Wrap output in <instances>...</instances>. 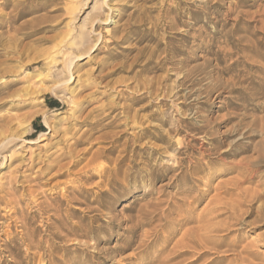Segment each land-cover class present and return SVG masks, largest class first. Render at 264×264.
<instances>
[{"label": "rangeland", "instance_id": "1", "mask_svg": "<svg viewBox=\"0 0 264 264\" xmlns=\"http://www.w3.org/2000/svg\"><path fill=\"white\" fill-rule=\"evenodd\" d=\"M97 1L105 2L92 12ZM86 16L95 24L86 27L85 50L96 46L74 61L61 99L52 91L57 81L36 74L48 75L53 57L60 56L59 69L72 58L73 51L57 53ZM2 81L8 86L0 85V99L10 102H0V144L14 138L20 149L3 166L0 159V264H151L196 224L161 230L165 220L142 228L136 222L156 199L174 210L200 145L214 144L206 132L227 131L239 132L228 141L239 140L236 154L203 158L210 165L197 175L202 196L190 208L199 216L217 195L223 208L214 224L232 231L210 234L222 242L215 255L181 264H264V0H0ZM6 116L14 119L9 133L1 128ZM176 124L183 132L171 134L175 148L166 150L154 137ZM24 128L34 145L21 141ZM180 140L192 148L177 150ZM227 181L239 182L231 195L214 189ZM52 198L65 201L63 228L48 207Z\"/></svg>", "mask_w": 264, "mask_h": 264}, {"label": "bare ground", "instance_id": "2", "mask_svg": "<svg viewBox=\"0 0 264 264\" xmlns=\"http://www.w3.org/2000/svg\"><path fill=\"white\" fill-rule=\"evenodd\" d=\"M105 2V1H104ZM104 2H100L97 1V2H94L93 4V7L91 8V11L92 12H99L100 9H101V6L102 4H104ZM18 4L14 5L15 7L17 6ZM191 6V5H190ZM75 12V11H74ZM184 15V14H183ZM14 17V16H13ZM98 17V16H97ZM89 17H85L81 20V22L79 23L78 26L75 27V31L73 30V32H75L72 40H71V43L69 44V46H65V49L63 50H59L58 51V55H65L64 51L65 50H70L72 52V58H70V60H68L66 63H65V66H62L61 69H59V64L57 65V62L58 61V56L57 58L53 57L50 59V64L51 65H54L51 69H50V73H48V75H43L42 73H38L36 74L37 77H50L52 79H55L57 81V84L53 87L52 91L53 93H55L58 98H61L63 99L64 95H61L60 94H57L59 92H61V87L62 85L66 84V83H71V79H72V69L74 68V61L75 60H78L80 55L81 54H85V53H88L91 49L95 48L96 44L92 45L90 48L86 49L85 50V46L89 45V42H90V34H91V31H89V29H87V25L89 24V27L90 29H92L93 25L95 24L94 22H92V20H89L88 19ZM101 18V17H100ZM99 18V19H100ZM89 21V22H88ZM101 21V20H100ZM99 22V21H98ZM218 24V23H217ZM170 26V25H169ZM173 26V25H172ZM95 27V26H94ZM177 30V29H176ZM180 33V32H179ZM186 37V35H183ZM172 40V39H171ZM158 44V42H157ZM172 45V43H171ZM86 46V47H87ZM174 48V47H172ZM166 51V50H165ZM228 52V51H227ZM81 53V54H80ZM67 54V53H66ZM80 54V55H79ZM229 54V53H228ZM227 54V55H228ZM149 56V55H148ZM164 58V57H163ZM224 58V57H223ZM165 60V59H164ZM163 61V60H161ZM181 62V61H180ZM167 65V64H166ZM174 66V65H173ZM163 67L161 66L160 69H162ZM206 68V67H205ZM217 68V67H216ZM227 68V67H226ZM166 69V68H165ZM175 69V68H174ZM173 70V69H172ZM185 70V69H184ZM215 70V69H214ZM167 71V70H165ZM187 71V69H186ZM180 72V71H179ZM165 73V72H164ZM167 73V72H166ZM186 73V72H185ZM184 73V74H185ZM204 73V72H203ZM217 73V72H216ZM188 74V73H187ZM207 75V74H206ZM46 77V78H47ZM182 77V76H181ZM186 77V76H185ZM215 77V76H214ZM54 80V81H55ZM186 80H189V79H186ZM193 80V79H192ZM181 81V80H180ZM5 83V81H2L0 82V85L2 83ZM208 82V81H207ZM229 83V82H228ZM192 85V84H191ZM8 86V84L5 83V85L2 87V89H5L6 87ZM182 86V85H181ZM183 86H184V83H183ZM182 88V87H181ZM0 90H1V87H0ZM167 90V89H166ZM181 90V89H180ZM42 91H40L41 93ZM32 93H35V94H40L39 91H34ZM163 93V92H162ZM208 93V92H206ZM4 93H0V95H3ZM7 94V93H6ZM13 94V93H12ZM178 94V93H176ZM8 95V94H7ZM6 95V96H7ZM29 95V94H28ZM33 95V94H32ZM155 95V94H154ZM169 95V94H168ZM182 95V94H181ZM190 95V94H189ZM9 96H11L10 98H12V95L9 94ZM40 95H37V97H39ZM180 96V95H179ZM184 96V95H183ZM193 96V95H192ZM8 97V96H7ZM177 97V96H176ZM6 99V100H4ZM22 99V98H21ZM178 99V98H177ZM207 100V99H206ZM1 101H4L3 103H6V102H10L9 98H3V99H0V102ZM66 101V100H65ZM69 101H67L68 103ZM191 102V101H190ZM70 103V102H69ZM4 105V104H3ZM70 105V104H69ZM1 107V106H0ZM157 108V107H156ZM164 112V111H163ZM185 112V111H184ZM150 115V114H149ZM185 115V114H184ZM10 116V115H9ZM153 116V114H152ZM7 117V116H6ZM5 119H3L4 117H2V126L1 128L4 130V132L6 133H9L10 130H11V126H12V122H13V118L11 117H7ZM202 117V116H201ZM184 119H187V118H184ZM183 119V120H184ZM182 120V119H181ZM205 121V120H204ZM148 122V121H147ZM222 122V121H221ZM181 123V122H180ZM167 124V123H166ZM222 124V123H221ZM44 125L47 129H51V126H50V122L48 121V118L45 119L44 121ZM96 125V124H95ZM112 126V125H111ZM177 126V124H176ZM110 127V126H109ZM135 127V126H134ZM171 127V126H170ZM185 127H188V126H185ZM95 128V126H94ZM191 128V126H190ZM25 129V128H24ZM30 129V128H29ZM29 129L26 128L25 131H23L22 133H20V137H21V141H28L27 139L31 136V134L29 133ZM132 129V128H131ZM139 129V128H138ZM166 130V129H165ZM215 130V129H214ZM228 130V129H227ZM51 131V130H50ZM183 132V128L178 124L177 127H174V128H171L170 130L166 131L164 135H160L159 137H154V139L157 141H160V142H165V143H168L166 145V147L164 149L166 150H169V149H172L173 146L171 144V139H172V136L171 134L172 133H176V134H181ZM239 132H229L228 131L220 136L216 135L214 136L213 132H206L205 135H208L210 136V140L214 143V144H211V147L209 149H205L204 148V145L203 143L200 145L199 149L201 150V152L198 153L199 155V158L197 159V162L195 163L194 167H193V172H191L190 174L188 175H185L183 177H185L187 180H188V184L190 186L186 187V188H183V190L179 193V195L181 196L180 198H178V203L175 205V208L174 210H170V209H166L164 210L163 209V205H165V201L164 200H160L158 201L159 199H156L157 201L155 203L152 204V207L151 205L148 206L151 207L150 209H152L151 211H147L146 214L144 212V210H142L144 213V216L140 219V220H136L137 224L136 226L142 228L144 226H150L152 224H154L155 222L157 221H161V220H165V223L163 225H161V230L162 229H167V228H172V227H179V229L183 228L184 226L186 225H189L190 223H195L196 225L194 227H191L189 229H187L186 231H184L180 238L178 240H176L172 247H170V249H168V246L167 247H163L160 251L156 252V256L155 258L152 260V263L151 264H181L189 259H193L192 261H199L203 258H205L206 256H209V255H215V253L217 252V249L218 247H220L222 245V242H218L216 240H213L212 236L210 234H213V232H218V231H229L231 232V227L233 225H229V224H226L225 226H222L221 224H219L218 222H215L216 224H214V219L218 216H220L219 214V211L222 210L223 207L220 206V202L221 200H219L216 196H213L210 201L208 202V205L205 209H203L202 213L199 215V216H194L193 215V212H192V209L190 208L191 206H193L194 204H196V202L199 200V198L202 196L200 195L201 193H199V191L197 190V182H199L201 179L197 178V175H199L200 173L202 172H205L206 171V168L207 166L210 165V162H203V158L205 156H217V157H225V156H234L236 154V151L233 149V147L236 146V144L238 143L239 140H237V142H235V144H229L228 141L231 139V138H234L235 136L238 135ZM46 134V133H44ZM144 134V132H143ZM242 134V133H241ZM138 135V134H137ZM158 135V134H157ZM173 135V134H172ZM175 135V134H174ZM132 136V135H131ZM242 136V135H241ZM19 137V138H20ZM201 137H205V136H201ZM144 138V137H143ZM142 136H137V139L138 141L140 139H143ZM14 138H11V139H7L5 140L2 144H0V159H2V164L1 166H3L6 162V160H10L12 159L14 156H15V153L14 151H17L18 149H20L19 146L15 147L16 143H14ZM151 139V138H150ZM178 139V138H177ZM17 140V139H16ZM15 140V141H16ZM120 140V139H119ZM131 141V140H130ZM179 141V140H178ZM181 141V140H180ZM233 141V140H232ZM29 143H32L33 145L36 143V141H28ZM155 142V141H154ZM182 142V141H181ZM184 142V141H183ZM182 142V144H180L182 147H178L177 150L179 149L182 150V149H190L192 148L190 146L189 143H186L184 144ZM122 143V142H121ZM124 143V142H123ZM140 143V142H139ZM233 143V142H232ZM126 144V143H125ZM134 144V143H133ZM18 145V144H17ZM154 145V144H153ZM162 145V144H161ZM165 145V144H164ZM214 145V146H213ZM238 146V145H237ZM16 148L15 150H12L13 148ZM139 148V147H138ZM143 148V147H142ZM163 148V147H162ZM175 148V146H174ZM173 148V149H174ZM141 149V148H140ZM237 149V148H236ZM239 149V148H238ZM161 150V149H160ZM8 154V156H5L4 154ZM158 151L157 149H152L151 151V154H157ZM162 154V153H161ZM164 154V153H163ZM95 155V154H94ZM138 155V154H137ZM166 155V153H165ZM158 156V155H157ZM131 157V156H130ZM150 157V156H149ZM124 159V158H123ZM89 161V160H88ZM93 161V160H92ZM212 162V161H211ZM179 163V162H178ZM150 164V163H149ZM240 164V162L238 163ZM242 164V163H241ZM87 165V164H86ZM246 165V164H245ZM25 166V165H24ZM179 166V165H178ZM177 166V167H178ZM236 166V165H235ZM85 167V166H84ZM246 167V166H245ZM233 168V167H231ZM231 168H227V169H231ZM236 169L239 170V172L241 174H239L241 177V181L242 183H245L247 181V177H245V172L242 171L243 169V165H239L238 167H236ZM251 169V168H249ZM169 172H173L176 171V168L175 167H169L167 169ZM62 171V170H61ZM104 171V170H103ZM149 171V170H148ZM246 171V170H245ZM179 172V171H178ZM251 172V171H250ZM61 173V172H60ZM59 173V174H60ZM65 173V172H64ZM58 174V175H59ZM93 174V173H92ZM181 175V173H176L175 176H179ZM174 176V177H175ZM81 178V177H80ZM178 178V177H176ZM175 178V179H176ZM237 179V178H236ZM11 180V179H10ZM79 180V179H78ZM82 180V179H81ZM88 180V179H87ZM112 180V179H111ZM237 180V181H238ZM14 181V180H13ZM11 182V181H9ZM233 182V181H232ZM231 181H227L226 183L224 184H219L217 185L216 188H214L215 190H219L221 191L222 194H225V195H231L232 192H234L236 190V188L239 187V182H235V183H232ZM10 184V183H9ZM216 186V185H215ZM82 189V188H81ZM72 190V189H71ZM86 190V189H85ZM239 190V189H238ZM40 191V190H38ZM33 192V191H31ZM31 192H30V195H31ZM196 192V194H195ZM241 193L244 192L243 191H240ZM7 193V192H6ZM109 193V192H108ZM160 193V192H159ZM158 193V194H159ZM215 193V192H214ZM247 193V192H246ZM72 194H81L80 191H73ZM218 194V193H217ZM220 194V193H219ZM10 195V194H8ZM247 195V194H246ZM40 196V195H39ZM31 197V196H30ZM162 197V196H161ZM226 197V196H225ZM42 198V197H41ZM159 198V197H158ZM247 198V197H246ZM252 198V197H251ZM16 199V198H15ZM14 199V200H15ZM5 200V199H4ZM54 200V205H48V207L53 211L55 217H57L56 221L57 223L59 224V227L60 228H63L66 224V222L68 221L67 218L68 216L67 215H63L61 213V206L63 204V202H65L64 200H56L55 198H52V201ZM68 200V199H66ZM74 198H71V201H73ZM245 200V199H244ZM10 201V200H9ZM7 201V202H9ZM36 201V200H35ZM34 201V202H35ZM6 202V201H5ZM30 202V201H29ZM77 202V201H76ZM170 202V201H169ZM10 203H13V202H10ZM17 203V202H16ZM28 203V202H27ZM33 203V202H32ZM43 203V202H42ZM74 203V202H73ZM151 203V202H150ZM149 203V204H150ZM223 203V202H222ZM7 204V203H6ZM40 204V203H39ZM70 204V203H69ZM44 205V204H43ZM47 205V204H46ZM6 206V205H5ZM15 206H18L17 204ZM14 207V206H13ZM11 207V208H13ZM35 207V206H34ZM33 207V208H34ZM47 207V208H48ZM231 207V206H230ZM20 208V207H18ZM27 208V207H26ZM146 208V207H145ZM3 209V208H2ZM45 209V207H44ZM76 210L78 209L77 207L75 208ZM74 209V210H75ZM232 209V208H231ZM11 210V209H10ZM74 210L70 209L69 208V211L71 212V215H74L75 212ZM79 210V209H78ZM148 210V209H146ZM12 211V210H11ZM14 211V209H13ZM141 211V210H140ZM234 211V209H233ZM17 212V211H16ZM49 212V211H48ZM10 213V212H8ZM138 213H140L138 211ZM137 213V214H138ZM149 213V214H148ZM219 213V214H218ZM187 214V215H186ZM233 214V213H232ZM172 215H176L178 218L176 219H173V220H166L169 216H172ZM203 215H208V219L207 220H204L203 218ZM53 216V215H52ZM51 216V217H52ZM231 216V215H230ZM43 217V216H42ZM136 217V216H135ZM140 217V216H139ZM205 217V216H204ZM2 218V216H1ZM6 218V217H5ZM50 218V217H49ZM112 218V217H111ZM26 219V218H25ZM44 219V218H43ZM48 219V218H47ZM132 219V218H130ZM132 221V220H131ZM23 223V222H22ZM52 223V222H51ZM218 223V224H217ZM46 224V222H45ZM48 224V223H47ZM194 225V224H193ZM224 225V224H223ZM56 226V225H55ZM75 226V225H74ZM42 227V225H41ZM47 227V226H46ZM130 227V226H129ZM134 227V226H133ZM53 228H54V225H53ZM160 228V227H159ZM72 230L74 229V227L71 228ZM57 230V229H56ZM154 230V228L152 229ZM155 232H157V230L155 229L154 230ZM49 232V231H48ZM153 232V231H152ZM58 233V232H57ZM60 233V232H59ZM149 233V232H148ZM147 234V232H146ZM145 234V235H146ZM155 234V233H154ZM26 235V234H25ZM57 235V234H56ZM225 235V234H224ZM223 235V236H224ZM229 235V234H228ZM226 237V236H225ZM25 238V237H24ZM58 239H62V236H58L57 237ZM144 238V237H143ZM143 240V239H142ZM140 241V243L138 244L137 246V250L142 247V242L144 241ZM70 240H68L69 242ZM72 241V240H71ZM160 241H162L164 244L167 242V238L166 239H160ZM30 242V241H29ZM75 243V242H74ZM33 244V243H32ZM46 244V243H45ZM211 245L212 248H208V246ZM31 246V244H30ZM69 246V245H68ZM151 246V244H147L146 247H149ZM63 247V246H62ZM130 246L127 245V246H124L123 247V250H127ZM231 247L228 246V250L224 251V252H228V251H231L230 250ZM34 250V249H33ZM133 252V251H132ZM164 252H167L165 254L164 257H162L161 259H158L160 254L164 253ZM238 256V259H236L237 261H245L243 258L240 257V254L237 255ZM214 258H212V263L211 264H217L216 261H213ZM246 259V258H245Z\"/></svg>", "mask_w": 264, "mask_h": 264}, {"label": "trees", "instance_id": "3", "mask_svg": "<svg viewBox=\"0 0 264 264\" xmlns=\"http://www.w3.org/2000/svg\"><path fill=\"white\" fill-rule=\"evenodd\" d=\"M57 104H58L57 101L53 100V101L49 104V106H50L51 108H55V107H57ZM38 130H39V131H43V130H44V127H43L42 125H40Z\"/></svg>", "mask_w": 264, "mask_h": 264}]
</instances>
